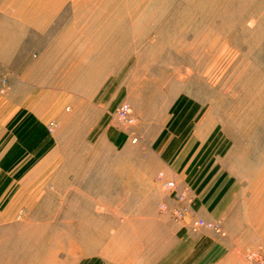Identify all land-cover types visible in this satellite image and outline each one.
<instances>
[{"label": "rangeland", "instance_id": "1", "mask_svg": "<svg viewBox=\"0 0 264 264\" xmlns=\"http://www.w3.org/2000/svg\"><path fill=\"white\" fill-rule=\"evenodd\" d=\"M49 2L0 0V264H255L264 0Z\"/></svg>", "mask_w": 264, "mask_h": 264}, {"label": "built area", "instance_id": "2", "mask_svg": "<svg viewBox=\"0 0 264 264\" xmlns=\"http://www.w3.org/2000/svg\"><path fill=\"white\" fill-rule=\"evenodd\" d=\"M117 120L124 126L131 127L135 123V119L130 112V107L128 104H121L116 110ZM136 138H133L132 141L136 142ZM156 182L161 184V187L166 192L175 191L176 193V202L177 206L170 210L171 216L175 221H179L183 218L185 213L188 211L189 196L186 189L178 188L174 181L168 180L165 178L163 173H158L156 176ZM160 212L167 210V207L160 203L157 206ZM193 225L195 227H206L215 232H219L218 227L213 223H207L203 220L194 221ZM248 258L255 264H264V255H259L258 253H250Z\"/></svg>", "mask_w": 264, "mask_h": 264}, {"label": "crops", "instance_id": "3", "mask_svg": "<svg viewBox=\"0 0 264 264\" xmlns=\"http://www.w3.org/2000/svg\"><path fill=\"white\" fill-rule=\"evenodd\" d=\"M3 196H4V195H3ZM16 213H17L16 211H10V212H8L7 214H6V212L3 214V215H5V218H11V217H12L11 221H7V224H9V223H10V224H13V223L15 222V221H14V217H15L16 215H19V214H16ZM3 222H5V221H3ZM5 250H6V249H5ZM11 254H12V253L9 254V253L6 252V253L4 254V256H5V257H9V256H10V257H11ZM12 255H14V254H12Z\"/></svg>", "mask_w": 264, "mask_h": 264}, {"label": "bare ground", "instance_id": "4", "mask_svg": "<svg viewBox=\"0 0 264 264\" xmlns=\"http://www.w3.org/2000/svg\"><path fill=\"white\" fill-rule=\"evenodd\" d=\"M39 5V9H42V7H46V6H48L49 4H50V2H49V0H39V3H38Z\"/></svg>", "mask_w": 264, "mask_h": 264}]
</instances>
